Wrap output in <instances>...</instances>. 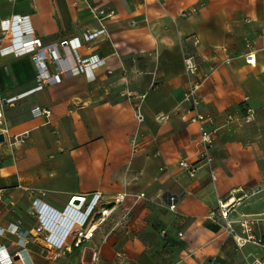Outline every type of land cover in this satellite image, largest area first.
I'll list each match as a JSON object with an SVG mask.
<instances>
[{"label": "crops", "instance_id": "0c3cea01", "mask_svg": "<svg viewBox=\"0 0 264 264\" xmlns=\"http://www.w3.org/2000/svg\"><path fill=\"white\" fill-rule=\"evenodd\" d=\"M100 7L113 9L104 19L109 34L80 51L104 59L95 81L78 74L34 90L33 55L1 53L22 41L17 17L29 16L32 36L50 44L100 27L93 16ZM5 19L12 29L0 44V225L20 226L35 264L264 259L263 246L239 249L208 218L220 198L241 189L232 218L254 219V231L264 235V0H0V25ZM251 51L254 64L246 62ZM186 54L197 57L200 75L209 74L202 108L222 127L214 179L184 103L192 80ZM129 90L148 92L142 125ZM36 106L50 117L34 113ZM229 114L235 120L227 124ZM183 158L197 165L194 175L179 167ZM119 194H126L123 203L76 247L77 232ZM170 194L179 196L176 211L168 208ZM81 195L87 196L81 209L68 205ZM39 227L44 231L32 235Z\"/></svg>", "mask_w": 264, "mask_h": 264}, {"label": "built area", "instance_id": "2783aa9c", "mask_svg": "<svg viewBox=\"0 0 264 264\" xmlns=\"http://www.w3.org/2000/svg\"><path fill=\"white\" fill-rule=\"evenodd\" d=\"M113 14L111 7H100L93 11V16L99 22L100 27L86 30L83 35L75 36L62 41H55L50 44H44L41 39L32 36L33 32L28 24L29 16L17 17V22L21 26V40L16 44H10L1 47L2 54L15 53L16 55L32 54L37 66L38 84L34 90L44 89L46 86L56 83H61L78 74L86 75L89 81L97 79L96 71L102 66L104 59L99 55H91L83 57L81 49L85 42L94 41L95 39L108 36L109 29L104 23V19ZM11 19H5L0 25V44L4 43L11 33ZM13 40V39H12ZM230 61V60H229ZM246 62L254 64L256 56L253 51L247 54ZM184 65L186 74L192 78L188 88L184 93V103L187 105V111L190 113V121L198 125L199 128V144L201 146V160L209 169L211 177L214 179L216 175L215 161L213 149L218 139L222 127L215 124V118L211 113L203 110L204 100L201 97V89L209 77V74L200 75V64L198 59L193 54H186L184 57ZM111 72V70H110ZM125 95L133 100V106L136 114V119L139 125L146 122L144 112V103L148 97V92L126 91ZM180 110H184L180 108ZM33 112L37 115L44 114L50 117L51 111L44 109L41 106L33 108ZM254 110L251 107L247 108L245 118L251 120L254 116ZM158 119H166V116H158ZM235 120L234 115L229 114L228 123ZM3 121L2 106L0 105V124ZM136 149L134 150V152ZM180 168L184 169L188 174L194 175L198 169L195 163H192L188 158H183L178 161ZM241 189L233 190L227 199H219L218 207L210 212L208 218L214 223L221 225L226 234L231 236L237 247L243 249L248 244H254L264 247V235H257L254 231V219L244 216L237 222L232 218V213L237 205L240 204L242 197L238 196ZM144 196V194H142ZM126 194H119L113 198V201L104 206L99 217L88 228L78 231L74 245L79 247L84 241L93 237L97 228L105 223L113 214L118 205H121L125 200ZM179 196L170 194L168 196V208L171 211H176L178 206ZM87 203V196H73L68 201V205L82 208ZM238 223V225L236 224ZM36 234L43 232L42 227L37 228ZM31 232V231H30ZM165 234L166 230H162ZM10 235L16 236L12 239ZM181 235V233H180ZM5 237L4 241H0V264H35L28 246V235H25L20 230V226L16 223H9L6 226L0 225V238ZM98 253H94L93 260L97 261ZM247 264H264V259L255 257Z\"/></svg>", "mask_w": 264, "mask_h": 264}, {"label": "water", "instance_id": "95a60500", "mask_svg": "<svg viewBox=\"0 0 264 264\" xmlns=\"http://www.w3.org/2000/svg\"><path fill=\"white\" fill-rule=\"evenodd\" d=\"M5 141V136L3 133H0V143Z\"/></svg>", "mask_w": 264, "mask_h": 264}, {"label": "rangeland", "instance_id": "374dc122", "mask_svg": "<svg viewBox=\"0 0 264 264\" xmlns=\"http://www.w3.org/2000/svg\"><path fill=\"white\" fill-rule=\"evenodd\" d=\"M4 240H5V237L2 236V237L0 238V241H4Z\"/></svg>", "mask_w": 264, "mask_h": 264}]
</instances>
